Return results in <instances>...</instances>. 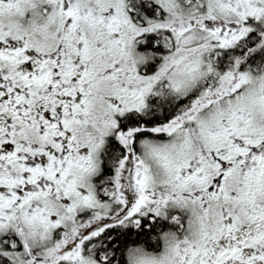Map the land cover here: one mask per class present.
<instances>
[{
  "label": "snow or ice",
  "instance_id": "snow-or-ice-1",
  "mask_svg": "<svg viewBox=\"0 0 264 264\" xmlns=\"http://www.w3.org/2000/svg\"><path fill=\"white\" fill-rule=\"evenodd\" d=\"M0 264H264V0H0Z\"/></svg>",
  "mask_w": 264,
  "mask_h": 264
}]
</instances>
